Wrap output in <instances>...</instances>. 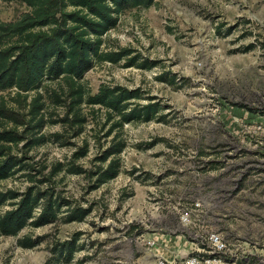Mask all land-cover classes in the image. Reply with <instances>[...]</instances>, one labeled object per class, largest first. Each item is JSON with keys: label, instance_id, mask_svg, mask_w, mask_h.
<instances>
[{"label": "rangeland", "instance_id": "1", "mask_svg": "<svg viewBox=\"0 0 264 264\" xmlns=\"http://www.w3.org/2000/svg\"><path fill=\"white\" fill-rule=\"evenodd\" d=\"M28 10L22 0H0L3 20ZM102 47L132 52L118 63L95 62L83 78L85 88L91 94L101 85L138 89L141 98L134 103L158 102L162 110L151 121L124 122L106 136L119 115L107 120L106 109L83 104L87 122L76 135L59 121L65 107L50 97L63 83L45 81L40 91L48 122L41 133L48 139L22 149L36 170L19 171L0 188L49 186L92 210L82 221L65 222V206L55 222L1 236L0 264L56 263L59 252L53 250L65 242L75 245L71 261L63 256L56 264H148L153 249L145 238L160 240L158 249L168 256L189 250L191 238L179 231L157 234L144 224L159 213L167 219L162 225H170L179 202L191 207L197 201L204 208L194 215L196 229L220 231L245 260L238 264H264V0H156L121 13ZM132 57L138 60L126 66ZM9 93L0 90V96ZM116 134L126 141L116 178L96 187V177L66 171L73 161L92 171L105 167L97 158ZM86 141L88 154L75 160ZM60 162L64 169L51 174ZM43 177L51 180L38 183ZM24 236L40 242L24 248L18 244Z\"/></svg>", "mask_w": 264, "mask_h": 264}, {"label": "trees", "instance_id": "2", "mask_svg": "<svg viewBox=\"0 0 264 264\" xmlns=\"http://www.w3.org/2000/svg\"><path fill=\"white\" fill-rule=\"evenodd\" d=\"M22 1L29 10L19 18L8 21L0 16V90L11 91L9 98L0 96V182L19 171L36 170L26 161V153L22 149H30L48 139L41 133L48 122L44 94L40 91L45 81L63 83L58 91L50 92V97L53 103L65 107L59 121L65 128L76 129V135L84 131L87 122V115L82 111L83 104L92 108L103 107L107 111V120L119 115V123L112 125L106 136L115 128L122 127L124 122L151 121L162 110L158 102L146 105L134 103L133 100L141 98L138 89L101 85L97 93L91 94L82 82L95 62L118 63L131 54L132 51L127 49L104 50L103 36L117 26L121 13L138 6H151L156 0ZM136 60L137 57H132L126 66L135 64ZM139 66L145 67L146 63ZM54 135L59 136L58 133ZM119 137L116 134L97 158L102 163L107 162L105 167L99 166L92 171L73 161L67 164L66 171L96 177V187L116 178L121 170L118 155L126 147V141ZM20 143H23L21 153L14 152V147ZM88 152L86 141L73 153V157L76 160ZM64 166L58 163L51 174H57ZM27 174L33 180L34 176ZM50 180L43 177L37 181L43 183ZM7 205L11 207L3 209ZM65 206L68 208L65 222L82 221L92 210L74 205L49 186L43 188L33 184L22 192L0 188V237L18 236L28 225L40 227L55 222ZM39 242L40 238L30 236L18 239V244L24 248H33ZM74 246L72 242H65L59 245V249L53 250V253L59 252L56 263L62 262L63 256L65 262L71 261ZM56 263L48 261L47 264Z\"/></svg>", "mask_w": 264, "mask_h": 264}, {"label": "built area", "instance_id": "3", "mask_svg": "<svg viewBox=\"0 0 264 264\" xmlns=\"http://www.w3.org/2000/svg\"><path fill=\"white\" fill-rule=\"evenodd\" d=\"M176 206L175 219H172L173 221L169 220L170 225H162V221L164 222L167 219L165 215L160 216L157 213V217L154 216L153 218L155 221L150 222V225L144 224V228L154 229L158 232L157 234L165 231L166 235L179 236V232L182 236L188 235L192 241H190L191 247L189 250L168 256L160 253L158 249V243L161 248L160 240H157L156 237L145 238L144 240H147V244L153 249V256L151 259H147L148 264H238V261L245 262V260L239 259L238 253L229 245L220 231L209 226L196 229L195 221L197 218L194 215L196 212L199 214L203 210L204 207L201 201L192 203L189 205L191 207L184 206L182 202H179ZM174 220H176V226L173 224ZM161 241L164 246H168L164 240L161 239Z\"/></svg>", "mask_w": 264, "mask_h": 264}]
</instances>
